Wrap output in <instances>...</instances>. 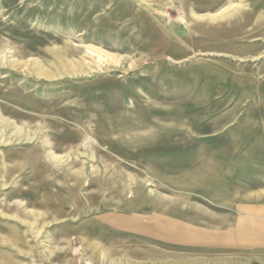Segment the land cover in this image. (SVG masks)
Segmentation results:
<instances>
[{"label": "rangeland", "instance_id": "1", "mask_svg": "<svg viewBox=\"0 0 264 264\" xmlns=\"http://www.w3.org/2000/svg\"><path fill=\"white\" fill-rule=\"evenodd\" d=\"M0 264H264V0H0Z\"/></svg>", "mask_w": 264, "mask_h": 264}, {"label": "bare ground", "instance_id": "2", "mask_svg": "<svg viewBox=\"0 0 264 264\" xmlns=\"http://www.w3.org/2000/svg\"><path fill=\"white\" fill-rule=\"evenodd\" d=\"M228 15H230L228 12H227ZM226 14V15H227ZM83 67V65L81 63H76V64H71V63H67L66 65H63V64H60L59 65V71L62 70L64 71V73L66 74H76V73H79L81 71V68ZM37 76H41L43 78H49L51 76H53L52 74H47L46 72H39L37 74Z\"/></svg>", "mask_w": 264, "mask_h": 264}]
</instances>
